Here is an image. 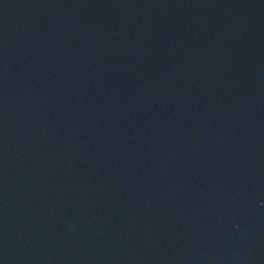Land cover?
<instances>
[{"label":"water","instance_id":"obj_1","mask_svg":"<svg viewBox=\"0 0 264 264\" xmlns=\"http://www.w3.org/2000/svg\"><path fill=\"white\" fill-rule=\"evenodd\" d=\"M0 264H264V0H0Z\"/></svg>","mask_w":264,"mask_h":264}]
</instances>
